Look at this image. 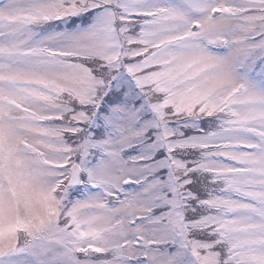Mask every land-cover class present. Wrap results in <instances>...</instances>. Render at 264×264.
Returning a JSON list of instances; mask_svg holds the SVG:
<instances>
[{"label":"snow or ice","instance_id":"6c2138e0","mask_svg":"<svg viewBox=\"0 0 264 264\" xmlns=\"http://www.w3.org/2000/svg\"><path fill=\"white\" fill-rule=\"evenodd\" d=\"M0 264H264V0H0Z\"/></svg>","mask_w":264,"mask_h":264}]
</instances>
